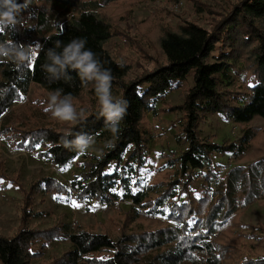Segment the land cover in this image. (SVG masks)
<instances>
[{
    "label": "trees",
    "instance_id": "1",
    "mask_svg": "<svg viewBox=\"0 0 264 264\" xmlns=\"http://www.w3.org/2000/svg\"><path fill=\"white\" fill-rule=\"evenodd\" d=\"M71 1L28 0V7L17 15L14 27H0V44L32 46L34 52L31 63L0 57V117L23 99L31 85L49 95L62 89V95L71 94L73 100L85 92H95L94 82L82 83L75 71L69 70L70 82L50 81L43 71L48 49L59 52L63 45L81 38L87 41L85 48L111 70V93L116 95L113 99L128 102L119 136L113 137L103 118H98L99 105L65 132L49 126L3 125L2 133L17 149L35 151L58 167L83 155L63 147L64 137L73 139L75 133H88L94 139L111 143L112 147L105 146L103 154L84 163L79 177L71 182V191L79 201L106 204L111 201L108 194L117 185L133 182L134 188L139 187V169L144 165L147 146L141 126L144 114L154 113L156 102L191 79L192 85L184 91L182 103L174 108L181 114L178 121L186 144L176 160V177L161 186L163 192L155 195L150 207L151 202L133 196L134 202L146 209H167L166 220L175 227L165 225L155 232L123 235L113 240L106 234L62 228L52 230L56 234L44 232L37 238L24 225L10 238L0 235V264H30L37 254L34 244L51 240L68 241L71 248L48 264H264V255L230 260L219 246L200 240L202 235L191 236L197 226L208 229L207 235L214 234L218 225L237 209L264 200V156L246 167H231L222 176L212 162L215 155L231 154L238 158L246 151L247 138L235 147L200 141L197 137V127L208 114H219L241 125L258 118L263 122L264 133V0H237L218 11L207 29L185 23L179 32L165 33L159 42L164 63L142 70L133 78L129 77L130 67L114 60L104 48L114 35L111 25L79 1ZM114 1L101 0V7ZM17 3L24 4L25 0ZM31 20L35 24L29 27ZM33 30L37 36L33 37ZM241 63L248 72L246 77L251 79L246 93L232 95L222 91V84H230L231 71ZM195 178L202 183L199 190L191 188ZM48 186L51 192L69 194L57 183ZM152 252L155 255L149 257Z\"/></svg>",
    "mask_w": 264,
    "mask_h": 264
},
{
    "label": "rangeland",
    "instance_id": "2",
    "mask_svg": "<svg viewBox=\"0 0 264 264\" xmlns=\"http://www.w3.org/2000/svg\"><path fill=\"white\" fill-rule=\"evenodd\" d=\"M73 1H79L80 5L98 13L111 25L114 35L104 48L114 60L130 67L129 77L133 78L142 70L164 63L159 42L165 33L179 32L185 23L207 29L217 18L218 11L237 0H115L103 7L101 0ZM178 2L181 6L175 10ZM34 24L32 20L28 22L29 27ZM34 36H37L36 30H33ZM246 73L245 64H239L231 71L230 84L224 83L220 89L232 95L245 94L246 85L251 80ZM191 85V79H188L181 89L167 92L156 102L154 113L144 114L141 126L147 146L143 155L144 165L139 169V187L134 188L133 182L125 186L117 185L108 194L111 201L106 204L87 199L79 201L71 191V182L79 177L83 164L92 161V156L104 153L106 140L94 139L95 143L87 153L66 166L58 167L35 151L17 149L2 133L3 125L49 126L58 132H65L73 125L52 118L51 113L45 111L50 95L31 85L23 99L15 102L0 117V235L10 238L26 225L24 229L34 232L37 238L44 232L46 235L56 234L52 230L62 228L64 231L106 234L117 240L123 235L155 232L165 225L175 227L166 220L167 209H157L156 206L146 209L135 203L133 196L151 202L150 207L155 195L163 192L161 186L176 177V160L186 144L178 121L181 114L174 108L182 103L184 91ZM112 96L115 98L116 95ZM72 102L78 112L84 110L81 117L99 105L94 91L85 92ZM197 137L200 141L235 147H240L243 140L248 139L246 151L238 158L231 154L212 156L216 171L221 176L231 167H246L264 156L263 122L258 118L241 125L219 114H208L197 127ZM198 179L195 178L192 189H200L202 183ZM46 183H57L69 194L51 192ZM198 195L199 192L196 193ZM207 230L197 226L191 236L202 235L200 240L219 246L230 260L264 255V200L237 209L218 225L214 234L207 235ZM44 244L43 241L34 244L33 250L37 254L30 264H48L71 248L65 240H51L41 248ZM153 255L154 252L149 257Z\"/></svg>",
    "mask_w": 264,
    "mask_h": 264
},
{
    "label": "clouds",
    "instance_id": "3",
    "mask_svg": "<svg viewBox=\"0 0 264 264\" xmlns=\"http://www.w3.org/2000/svg\"><path fill=\"white\" fill-rule=\"evenodd\" d=\"M28 7V0L24 4L17 3V0H0V27H14L17 22V15ZM87 41L76 38L62 46L61 51L55 48L48 49L47 60L43 71L47 73L46 78L50 81L63 79L70 82L72 77L69 70L75 71L82 83L94 82L95 95L100 109L98 118H103L105 127L112 133L113 137L120 134V123L127 115L128 102L126 100H114L111 93L113 76L110 69L102 66L95 54L85 48ZM58 46L60 42H57ZM32 46L17 47L0 44V57L15 62L31 63L33 59ZM122 66V65H121ZM62 89H57L49 96L46 112L51 113L52 118L62 122L74 123L83 115V109L79 112L73 104L71 94L62 95ZM68 135H73L69 132ZM95 140L91 134L75 133L73 139L63 138V147L85 154L94 145ZM112 147L111 143L105 145Z\"/></svg>",
    "mask_w": 264,
    "mask_h": 264
},
{
    "label": "built area",
    "instance_id": "4",
    "mask_svg": "<svg viewBox=\"0 0 264 264\" xmlns=\"http://www.w3.org/2000/svg\"><path fill=\"white\" fill-rule=\"evenodd\" d=\"M180 6H181V2H178L175 10H178L180 8Z\"/></svg>",
    "mask_w": 264,
    "mask_h": 264
},
{
    "label": "snow or ice",
    "instance_id": "5",
    "mask_svg": "<svg viewBox=\"0 0 264 264\" xmlns=\"http://www.w3.org/2000/svg\"><path fill=\"white\" fill-rule=\"evenodd\" d=\"M37 147H39V145H37ZM9 186H11V185H9ZM74 206H78V205H75V204H74Z\"/></svg>",
    "mask_w": 264,
    "mask_h": 264
}]
</instances>
